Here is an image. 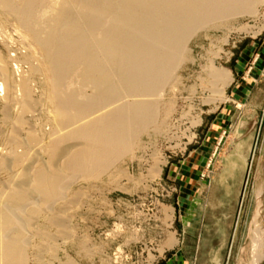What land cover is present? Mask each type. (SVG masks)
<instances>
[{
	"label": "rangeland",
	"instance_id": "rangeland-1",
	"mask_svg": "<svg viewBox=\"0 0 264 264\" xmlns=\"http://www.w3.org/2000/svg\"><path fill=\"white\" fill-rule=\"evenodd\" d=\"M262 1H258L253 13L238 15L193 34L186 44L183 61L174 70L173 80L162 89L161 98L157 97L161 105L155 113V124H149L139 135L133 150L111 162L105 175L92 181L78 177L68 200L74 194L78 198L68 201L69 210L54 209L68 218L75 238L64 241L52 264L254 262L257 254L252 236L264 226V204L258 202L255 194L257 187L264 185V131L245 198L242 195L246 172L238 184L231 183L233 190L229 196L218 177L224 159L235 146L244 140L253 142L252 135L257 137L256 123L264 113ZM4 21L0 15V61L10 74L5 83L12 87L10 95L0 94V158L12 145L10 141H14L17 131L15 120L26 107L19 90V77L26 76L32 88L31 98L39 101V106L33 111L35 116L32 114L35 121L27 122L25 118L28 124H20V136L24 139L30 130L41 137L43 141L36 139L44 143L43 149L26 142L24 147L32 151L31 157L39 156L46 162L44 147L48 145L54 110L50 77L43 69L41 52ZM30 68L36 70L35 75ZM212 68L219 70L221 76L226 75L222 76L224 80L214 82ZM6 113L11 117L8 121ZM243 123L248 124L246 129L241 128ZM7 179L8 174L0 172V183ZM260 206L263 208L257 215ZM43 222L39 227L51 230ZM45 260L49 262L51 258L47 255ZM34 261L30 260V264L37 263Z\"/></svg>",
	"mask_w": 264,
	"mask_h": 264
},
{
	"label": "bare ground",
	"instance_id": "bare-ground-1",
	"mask_svg": "<svg viewBox=\"0 0 264 264\" xmlns=\"http://www.w3.org/2000/svg\"><path fill=\"white\" fill-rule=\"evenodd\" d=\"M258 1L0 0L2 18L41 52L54 108L44 162L39 156L31 157L32 151L24 147L26 142L42 148L41 137L30 130L24 139L20 136V124L26 125L35 116L39 101L32 100L26 76H18L26 107L22 109L24 117L15 120L12 145L0 158V172L8 174L7 181L0 183V264H30L33 259L36 264H52L56 260L64 241L75 238V230L68 226L66 216L54 211L56 207L69 210L68 201L78 198L74 194L68 200L78 177L92 181L105 175L111 162L130 151L148 125L155 124L160 92L173 80L193 34L253 13ZM4 64L0 61L4 82L0 94L7 95L12 86L5 83L10 74L4 71ZM35 71L31 70L34 75ZM211 71L214 82L224 80L219 70ZM4 117L11 119L7 113ZM257 130L255 143L237 144L224 159L218 183L226 196L233 190L231 183L238 184L244 172L243 198L247 194L264 131V113ZM255 194L264 204V185L257 187ZM42 220L51 230L39 227ZM258 230L252 236L257 254L252 264H264V226Z\"/></svg>",
	"mask_w": 264,
	"mask_h": 264
},
{
	"label": "crops",
	"instance_id": "crops-1",
	"mask_svg": "<svg viewBox=\"0 0 264 264\" xmlns=\"http://www.w3.org/2000/svg\"><path fill=\"white\" fill-rule=\"evenodd\" d=\"M253 110H256L257 112H258V114L259 113H262L261 111H259L257 108H255V107H253L252 108ZM248 127V124L247 123H243L242 125H241V128L242 129H246ZM256 127H257V123H256ZM239 134H241V133H239ZM254 137H255V135H252V137H251V141H253V139H254ZM243 142H247L249 145H252L253 144V142H251V143H249V140H244ZM241 177V176H240ZM240 182V178H238V183Z\"/></svg>",
	"mask_w": 264,
	"mask_h": 264
},
{
	"label": "water",
	"instance_id": "water-1",
	"mask_svg": "<svg viewBox=\"0 0 264 264\" xmlns=\"http://www.w3.org/2000/svg\"><path fill=\"white\" fill-rule=\"evenodd\" d=\"M259 115L261 116L262 115V113H259ZM261 118V117H260ZM260 120V119H259Z\"/></svg>",
	"mask_w": 264,
	"mask_h": 264
}]
</instances>
